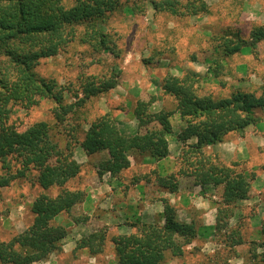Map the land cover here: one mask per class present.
I'll list each match as a JSON object with an SVG mask.
<instances>
[{"label": "rangeland", "instance_id": "1", "mask_svg": "<svg viewBox=\"0 0 264 264\" xmlns=\"http://www.w3.org/2000/svg\"><path fill=\"white\" fill-rule=\"evenodd\" d=\"M180 1L185 4L189 0ZM204 1L210 9L208 14L179 18L167 12L156 13L145 0H122L121 9L110 15L102 27L115 42L119 58L109 52H94L79 40L59 56L40 60L33 69L39 81L56 82L55 91L64 93L63 104L76 101L75 96L81 91L79 79L119 75L117 88L89 100L63 124L55 119L54 109L58 105L52 98H42L37 106L28 110L12 106L10 123L16 129L24 130L35 123L46 122L55 141L63 146L68 142L75 146L74 157L80 174L65 188L85 193L83 203L54 223L68 231L61 244L62 251L36 264H118L112 238L134 233L131 227L134 223L163 225L164 201L175 207L180 221L194 223L198 235L185 248L182 257L168 254L163 264H264V237L261 235L264 189L260 190L264 185V110L256 111L258 123L247 128L243 137L237 133L226 137L224 154L220 156L213 147L206 149L205 156L217 164L240 165L236 171L246 172L252 186L251 198L256 201L243 208L238 203L236 207L232 205V217L222 215L219 226L218 211L228 208L222 199V187L206 191L196 187L193 177H176L167 187L159 183L158 177L177 176L181 167H187L186 161H182V148L177 146L179 143H175L173 135L170 137L172 154L166 161L160 164L145 155L132 153L131 167L117 176L112 190L100 188L103 180L98 165L107 154L88 156L79 145L90 125L105 114H110L121 132L130 136L136 131L133 110L141 100H152L153 112H175L176 100L162 90L168 76L190 75L197 80L194 87L200 95H212L216 99H225L238 90L257 96L263 93L264 41L252 46L250 32L264 24V0ZM84 31L83 27L77 28V36L81 38ZM227 36L232 41L241 37L248 48L243 53L225 56L218 47ZM179 120L176 113L171 117L175 133L180 131ZM72 128L77 131L73 132ZM243 148L244 157H239L238 149ZM194 157L190 160L195 161ZM8 161L12 167H18L14 158ZM37 175L36 171H31L26 179L16 180L2 190L1 242H10L33 224L35 215L31 207L37 198L56 197L62 191L42 189L35 183ZM257 177L261 184L258 187L253 186ZM86 218L88 220L80 225L74 222V219ZM98 231L107 235L101 254L74 253L79 240Z\"/></svg>", "mask_w": 264, "mask_h": 264}, {"label": "trees", "instance_id": "2", "mask_svg": "<svg viewBox=\"0 0 264 264\" xmlns=\"http://www.w3.org/2000/svg\"><path fill=\"white\" fill-rule=\"evenodd\" d=\"M121 1L0 0V164L3 171L0 196L3 189L16 180L26 179L31 171L38 173L35 183L42 189L62 190L56 197L42 195L37 198L31 207L35 215L33 224L10 242L0 241V264H36L61 252L68 231L54 223L61 215H70L85 201L83 191L65 188L80 174L74 157L75 146L70 142L63 146L55 141L46 122L35 123L24 130L16 129L10 123L12 106L28 110L37 106L40 99L52 98L58 105L54 109L55 119L63 124L86 102L117 88V73L106 78L89 76L79 79L81 91L76 94V101L63 104L64 93L55 91L56 82L39 81L32 71L40 60L59 56L79 40L94 52H109L119 58L115 42L102 27L110 15L121 9ZM145 1L156 13L167 12L179 18L210 12L204 0H189L185 4L180 0ZM79 27L85 29L81 38L77 36ZM239 39L232 41L228 36L223 37L218 49L223 50L225 56L243 53L248 45L241 37ZM250 40L252 46L264 41V24L251 30ZM196 82L190 75L166 77L162 90L176 100L175 112H153V101L141 100L133 110L138 124L137 134H122L116 120L105 114L90 125L79 145L88 156L106 153L107 157L98 165V173L101 178L105 175L114 178L131 167L132 153L157 162L169 158L170 137L173 135L171 117L178 113L186 126L176 141L184 144L181 156L187 167H181L177 176L158 177L159 183L167 187L176 177H193L194 184L203 189L222 187V199L228 208L218 211L219 226L222 215L232 217V205L236 207L238 202L251 198L252 186L246 172L236 171L240 166L238 163L232 167L217 164L205 156L206 149L224 143L230 134L243 137L247 128L258 123L255 114L264 110V90L260 96L238 90L225 99H216L212 95H200L194 87ZM71 130L77 131L75 128ZM192 139L197 142L188 144ZM10 158H14L18 167L11 166ZM163 218V225L134 223L131 225L134 233L112 238L118 264H163L168 254L173 257L184 255L185 248L198 235L196 225L180 221L175 207L168 201H164ZM74 220L80 225L88 218ZM261 235L264 237V226ZM106 239L105 232L91 233L76 243L74 253L101 254Z\"/></svg>", "mask_w": 264, "mask_h": 264}, {"label": "crops", "instance_id": "3", "mask_svg": "<svg viewBox=\"0 0 264 264\" xmlns=\"http://www.w3.org/2000/svg\"><path fill=\"white\" fill-rule=\"evenodd\" d=\"M176 116H178V117H180V115L178 114V113H176ZM133 123H134V125L136 126V131L134 132V133H132L130 136H134L135 134H137V132H138V125H137V123H136V120H135V118L133 119ZM171 124H172V121H171ZM178 124H179V132L178 133H175V131L173 130V136L176 138L177 137V135L178 134H180L183 130H184V128H185V126H186V124H185V122L183 121V119L180 117V120L178 121ZM172 127H173V125H172ZM120 129V128H119ZM121 131V130H120ZM123 134V133H122ZM126 136H128V135H126ZM174 138V139H175ZM175 141V140H174ZM197 142V140L196 139H192V140H190L189 142H188V144H194V143H196ZM173 139L171 138L170 139V145H169V150H170V155L172 154V152H171V148L173 147ZM175 143H177V141L175 142ZM178 144V143H177ZM241 144H243V146H244V140H242L241 141ZM177 146H179L180 148H182L183 146H184V144H180L179 143V145H177ZM223 146L225 147V144L224 143H222V144H218V145H214V146H212L213 148H214V150L221 156V154H224V152H226V151H223ZM241 146V145H240ZM180 148H179V150H180ZM211 147H209V149H210ZM244 148L243 149H238V155H239V157H244ZM234 155H236V153H234ZM87 157V156H86ZM170 157V156H169ZM164 161H166V159L165 160H163V161H161V162H159L160 164H162V162H164ZM109 177V180H106V175L105 176H103V178H102V180H103V184H101V186H100V188L101 187H107V188H109V189H114V187H113V183H115L116 182V180H117V177H111L110 175L108 176ZM263 178H264V176H263ZM259 178L257 177L256 179H255V182L253 183L254 185L253 186H255V185H257V187L258 186H260L261 184L259 183ZM196 187H198V186H196ZM213 187L212 186H208V187H206L205 188V190L206 191H208V190H210V189H212ZM264 189V185H263V188L262 189H260V190H263ZM91 197V196H90ZM252 199V200H251ZM251 202H256L255 201V198H249L248 200H245V201H242V202H238V206L239 207H244V206H247V205H249V204H251ZM264 218V216L262 217V219Z\"/></svg>", "mask_w": 264, "mask_h": 264}]
</instances>
